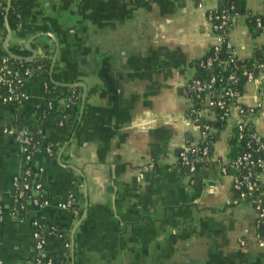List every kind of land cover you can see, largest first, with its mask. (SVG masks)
I'll use <instances>...</instances> for the list:
<instances>
[{"label": "crops", "instance_id": "obj_1", "mask_svg": "<svg viewBox=\"0 0 264 264\" xmlns=\"http://www.w3.org/2000/svg\"><path fill=\"white\" fill-rule=\"evenodd\" d=\"M237 2L228 30L234 54L264 60V27L248 20L263 11L264 0ZM222 4L21 0L24 23L11 30L8 49H25L31 56L45 43L55 60L46 76L30 71L22 80L20 100L0 101L1 264H34L33 232L40 224L56 230L45 237L44 255H69L70 264H264V228L256 226L252 203L233 188L235 172L220 169L241 150L232 134L240 118L237 106H229L222 128L211 126L210 153L197 163L192 182L178 159L183 145L201 139L184 86L196 72L193 63L217 42L208 12ZM37 12L41 17L33 20ZM6 36L5 26L0 66L8 56ZM254 74L236 103L252 108V129L264 137V62ZM48 83L49 101L66 110L56 108L39 119L36 106L46 98ZM71 83L84 85L77 86L80 96L86 91L80 120V102L67 100ZM64 116L72 127L66 132L57 121ZM204 119L215 120V111L204 110ZM22 128L35 133L41 146L55 149H40L26 162L15 133ZM28 166L47 202L28 204L21 215L13 179ZM259 182L264 196L263 172ZM69 194L79 196L80 214L59 206Z\"/></svg>", "mask_w": 264, "mask_h": 264}, {"label": "trees", "instance_id": "obj_2", "mask_svg": "<svg viewBox=\"0 0 264 264\" xmlns=\"http://www.w3.org/2000/svg\"><path fill=\"white\" fill-rule=\"evenodd\" d=\"M20 2H21V0H10L7 11H6V3L4 1L2 2V8H0V31H2V34H5V26H4L5 15H6V20L8 22V26L11 30L19 29V27L22 26V24L24 23L22 16L19 13V3ZM231 4L234 6V9H231L230 12H232V11L236 12L237 11V4H238L237 0H223V4L220 5L218 8L219 9L220 8H226L229 11V7ZM39 17H41V13H39V12L32 15L33 20H36ZM256 18H260L261 22L264 23V13L263 12H261L260 14L251 15L248 18V20L250 21V23L255 24ZM40 47H41V53L35 55L34 59L31 61L26 60V57H28L30 55L28 50L18 49L14 46L10 47V51L12 53L20 56V58L13 59V58H10L9 56H7L5 66L7 68H10L13 66L12 72L17 71L20 67H22V68H29L30 71H34V73L40 72L46 76L48 74L50 63H51L50 52L48 51V45L47 44L41 43ZM213 52H214L213 48H210V50H208V52L205 54L204 57H202L199 60H196L193 63L194 67L196 69V72H195L193 77L198 78L203 82H209L210 79L213 77L216 78V81H218L219 79H222V81H225L229 74L236 75L237 81L232 86H233V89L237 91L238 96L242 92L243 84L245 83V81L247 79H249L247 76V73L250 72L251 77H254V75H255L254 70L256 68H258V66L261 65V63L264 62V60L260 59L259 57H254L251 59H238V58H236L235 61H229L227 63V65L224 66L222 62L229 59V54L226 52L225 42H224L222 44L221 48L219 49V51L217 52L216 58L212 62V65L210 67H207L206 65L205 66L201 65V62L205 63L206 59L209 56L213 55ZM242 65H244L243 68H242ZM6 78L11 79L12 76L7 75ZM12 84H13V87L15 88L16 92H17V90L21 86L22 82H19L16 79H14ZM51 90H52V88L48 83V85L45 88L46 98L44 100H42L41 102H39L38 105L36 106V114H37V117L39 119H44L46 117H49L50 115H52L53 111L56 108H58L62 113L66 110L65 105L62 107H58L56 104H53L49 101L48 96L50 95ZM66 90L68 91L67 100L74 101V103L77 106L80 102L79 89L77 87H66ZM212 90H213V92L218 91V83L214 82L212 84ZM186 95L190 98L193 111H198V110H202L205 108V106L202 104L201 98H197L195 95H193L191 93H189V94L186 93ZM201 96L204 97L203 92H202ZM225 100H226V104L224 105L223 108L215 107L214 109H212L215 111V114H216L215 120L207 121L204 119L201 123H200V121H197V123H200L201 125L208 124V125L213 126L217 129L222 128L225 124L226 119H227L225 112L227 111L229 105L236 102L235 99L234 100L225 99ZM241 106L243 108H246L243 105H241ZM65 118L66 117L64 116V117L58 118V120H57V121H61L60 127L63 129L64 132H66L72 128L71 127V121H69V120L67 121V120H65ZM72 119L75 120V118H72ZM74 124H75V121H74ZM24 131H25V129L22 128L20 130L15 131V133L20 134ZM232 134L234 137H236L238 135L237 125L233 126ZM25 135L28 137V146H29L28 151L32 156L36 152L34 150L36 147H38L39 149L46 148V150H47V148H49L50 152L55 149V146H49V145L47 147H45V145L41 146L39 141L36 140L35 133L26 131ZM21 137H23V134H21ZM213 139H214V133H208L203 140L200 139L197 142L200 144V146H205L208 149V154H209L210 150H211V142L213 141ZM240 144H241L240 153H244V152H250L251 153V156H252L251 159L253 160V164L251 166L252 175L250 177V180H255L256 177L259 178V174L261 173V166L257 163V159L258 158H264V137L258 136L256 134V132L252 129V125L249 124L243 130V136L240 140ZM201 161H203V160H200V162ZM230 164H231V162L225 164L226 171H229L230 169H232L230 167ZM180 166H181L183 172L187 173V167L182 165V164ZM245 171H246V168H244V167L239 168V170H237L235 172V174L240 177L245 173ZM31 175H27V174L23 173L21 176V178H22L21 182L27 183L28 188H26V189L23 188V186L21 185L20 182L18 183V185L16 187V189L18 191L23 190V195L21 197L17 198V200H16V207L19 210V213L21 215L26 214L27 206H24L22 209H20L19 206H20V204L26 205V201L28 199H30V198L32 199L33 197H36L37 198L36 205L41 204L44 200H47V195L44 194L42 192V190L40 192H36V190L33 188ZM258 181H259V179H258ZM261 190H262V187H261V185H259L258 191H256L255 196H259V191L261 192ZM244 191L247 192L248 188H245ZM73 197H74L73 203L71 204V206L69 208L72 210L76 209L78 211V214H80V208L78 205L79 196L76 194H73ZM260 197L262 198V201L264 203V196L260 195ZM258 220H259V222L256 221V226L258 229H260V227L262 225L264 227V214ZM38 223H39V220H38ZM40 228H41V230H40L41 233L46 238L49 236H52L56 233L55 228L45 229V228H42L41 224H40ZM47 258H49V257L42 258V261H45ZM51 260L54 264H70L69 255L66 256V258H64V259L51 258ZM34 263H35V260H34Z\"/></svg>", "mask_w": 264, "mask_h": 264}, {"label": "built area", "instance_id": "obj_3", "mask_svg": "<svg viewBox=\"0 0 264 264\" xmlns=\"http://www.w3.org/2000/svg\"><path fill=\"white\" fill-rule=\"evenodd\" d=\"M4 0H0V8H2V2ZM199 5H201L200 2H198ZM231 9H234V6L231 4L229 7V11L226 8H217L216 10H211L208 12V19L210 22V27L212 29V32L217 37V42L213 48L214 52L212 56H209L206 59V62H201V65L210 67L212 65V62L216 58V54L221 48L222 44L225 42V49L226 52L229 54V59L226 61H223V65H227L229 61H235L236 56L234 54V48L231 45V43L228 40V30L233 25V18L235 15V12H230ZM264 13V9L262 11ZM255 23L259 27H264V23L261 22L260 18H256ZM7 57L4 59V62L0 66V82L5 88V94L3 96H0V101L6 102V101H18L21 98L20 92L15 90L13 87V81L16 79L19 82H22V80L29 76L30 69L29 68H20L15 72H12V68H7L5 66ZM244 65H242L243 68ZM7 75H11V79H7ZM248 78H251V73H247ZM237 81V76L229 74L225 81H222V79H219L216 81V78L213 77L210 79L209 82H203L198 78L192 77L190 80H188L184 86L185 93H191L195 95L197 98L202 99V104L205 106L204 109L193 111L192 104H191V114L193 116L194 121L196 122V125L199 127L201 131V140H203L208 133H210L211 126L208 124L201 125L200 123L203 111L206 109H214L215 107L223 108L226 104L225 99H231L236 100L238 97V93L236 90L233 89V84H235ZM216 82L218 83V91L213 92L212 90V84ZM202 92L204 93V97L201 96ZM192 95V96H193ZM237 106L238 112H239V120L236 123L238 135L236 138L238 140H241L243 136V130L250 124L251 119V113L252 108H243L241 105H238L236 102L233 103ZM232 105V104H231ZM230 106V105H229ZM229 109V107H228ZM228 109L225 112V115L228 117ZM197 121H200V123H197ZM26 131L22 133H17L16 138L20 141V152L22 153L24 160L26 162H29L31 159V154L29 153V146H28V137L25 135ZM21 134H23V137H21ZM262 146V145H261ZM260 146V147H261ZM35 151H39L40 149L36 147L34 149ZM47 151H50L49 148H47ZM251 153L250 152H244L239 153L230 164V167L234 172L239 170V168H246L245 173L242 176H237L236 174L233 177V188L237 191L238 196L240 199H247L249 200L256 213V221L259 222V218H261L264 214V203L262 201V198L260 195H262V192L259 191V196H255L256 191H258V187L260 185V182L258 181V177L255 178V180H250V177L252 175L251 166L253 164V160L251 159ZM208 158V149L205 146H200L198 142L185 144L183 145L178 153V159L180 164L187 167V173L186 175L189 176L190 181L192 182V174L195 170V167L200 160H206ZM257 163L261 166V172L264 173V158H258ZM221 172H226L225 164L221 166ZM32 169L28 166L25 168L24 173L27 175L32 174ZM39 173L41 170H38ZM22 176V175H21ZM21 176H16L13 179L14 186H17L20 182L23 188H28L27 183L21 182ZM33 188L36 190V192L41 191L42 183L41 181L35 177L32 180ZM245 188H248V191L245 192ZM23 195V190L18 191L16 193V197L19 198ZM74 197L73 194L67 195L64 200H62L59 203V206L62 208H69L71 204L73 203ZM47 200H44L41 204H45ZM37 203V198L33 197L32 199H28L26 201V205L20 204L19 208L22 209L24 206H27L28 204H35ZM38 205V204H37ZM74 213H77L75 209H73ZM34 223L38 227V223L35 220ZM45 236L41 233V231L37 228L33 232V240H34V248L37 251V256L35 258L34 264H54L51 260V258H47L45 261H42V258L46 257L43 253V247L45 243ZM1 264V262H0Z\"/></svg>", "mask_w": 264, "mask_h": 264}, {"label": "water", "instance_id": "obj_4", "mask_svg": "<svg viewBox=\"0 0 264 264\" xmlns=\"http://www.w3.org/2000/svg\"><path fill=\"white\" fill-rule=\"evenodd\" d=\"M9 3H10V0H7V4H8V5H9ZM7 10H8V7H7L6 11H7ZM5 26H6V30H7V36H6V38H5L4 45H3L4 50H5V52L7 53V55H8L10 58L18 59V58H20V56H18V55H16V54L12 53V52L8 49V47H7V43H8V41H9L10 37H11V29H10L9 26H8V22H7L6 18H5ZM28 46H29V42H28V44H27V47H28ZM28 48H29V47H28ZM34 57H35V53H34V51L32 50V54H31V56L26 57V60H27V61H30V60L34 59ZM54 60H55V57L52 58L51 66H50V72L52 71V67H53V64H54ZM31 73H33V71H31ZM67 85H68V87H77V86H83V87H84L83 84H79V83H71V84H67ZM85 98H86V91L83 89V90H82V93H81V96H80L79 120H80V117H81L82 112H83L84 103H85ZM79 120H78V121H79ZM84 197H85V199H86V191H85V189H84ZM85 213H86V200H85V209H84V212H83V214H82V216H81V219H82V217H84ZM80 221H81V220H80ZM80 221H79V222H80ZM77 224H78V222H77ZM260 228H261V230H263V228H264L263 225H262ZM70 252H71V258H72V260H73V253H74L73 244H71V246H70ZM72 264H73V262H72Z\"/></svg>", "mask_w": 264, "mask_h": 264}]
</instances>
